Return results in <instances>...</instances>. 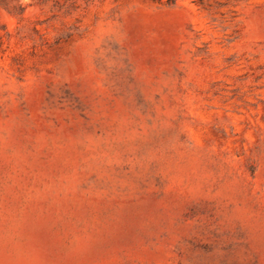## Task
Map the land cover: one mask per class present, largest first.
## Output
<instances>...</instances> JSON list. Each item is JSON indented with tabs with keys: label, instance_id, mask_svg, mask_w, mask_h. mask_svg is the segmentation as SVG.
Instances as JSON below:
<instances>
[{
	"label": "rangeland",
	"instance_id": "rangeland-1",
	"mask_svg": "<svg viewBox=\"0 0 264 264\" xmlns=\"http://www.w3.org/2000/svg\"><path fill=\"white\" fill-rule=\"evenodd\" d=\"M0 264H264V0H0Z\"/></svg>",
	"mask_w": 264,
	"mask_h": 264
}]
</instances>
